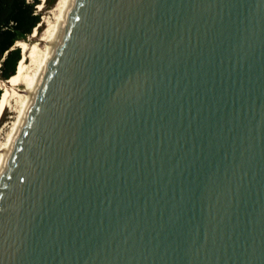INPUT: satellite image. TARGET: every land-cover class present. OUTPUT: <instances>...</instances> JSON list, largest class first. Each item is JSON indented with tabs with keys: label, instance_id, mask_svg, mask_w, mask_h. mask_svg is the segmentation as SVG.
<instances>
[{
	"label": "water",
	"instance_id": "95a60500",
	"mask_svg": "<svg viewBox=\"0 0 264 264\" xmlns=\"http://www.w3.org/2000/svg\"><path fill=\"white\" fill-rule=\"evenodd\" d=\"M0 264H264V0H75Z\"/></svg>",
	"mask_w": 264,
	"mask_h": 264
},
{
	"label": "bare ground",
	"instance_id": "6f19581e",
	"mask_svg": "<svg viewBox=\"0 0 264 264\" xmlns=\"http://www.w3.org/2000/svg\"><path fill=\"white\" fill-rule=\"evenodd\" d=\"M74 1L58 0L53 9L54 21H49L48 17H45L44 21L48 22V27L40 35L38 28L35 27L31 37L33 39L39 36V38L32 43L18 40L16 44L22 50L16 73L7 80L10 85H0L3 89L0 97V118L8 108H12L14 112L8 130L0 139V177L54 55ZM42 6L40 2L38 8L41 9Z\"/></svg>",
	"mask_w": 264,
	"mask_h": 264
},
{
	"label": "trees",
	"instance_id": "16d2710c",
	"mask_svg": "<svg viewBox=\"0 0 264 264\" xmlns=\"http://www.w3.org/2000/svg\"><path fill=\"white\" fill-rule=\"evenodd\" d=\"M40 0H0V75L8 80L16 73L22 50L17 40L32 33L40 22L35 5ZM3 92L0 88V97Z\"/></svg>",
	"mask_w": 264,
	"mask_h": 264
},
{
	"label": "rangeland",
	"instance_id": "374dc122",
	"mask_svg": "<svg viewBox=\"0 0 264 264\" xmlns=\"http://www.w3.org/2000/svg\"><path fill=\"white\" fill-rule=\"evenodd\" d=\"M30 1L32 2V0H30ZM57 1L58 0H40V2H42V4H43L41 9L38 8L39 4L35 5V10L40 15V22L37 26V28H38L37 31H38L39 35L48 27V22L44 21L45 17H48L47 19H49V21H54L55 14H53L54 13L53 9H54ZM34 30H35V28L33 29L32 33H30L29 35H27L25 37L20 38L19 40H25V41H28L29 43H32L34 40L39 38V36H37L36 38L32 39L31 36L34 33ZM17 42H18V40H17ZM17 42L15 43V46L13 48L19 47L18 45H16ZM0 85L1 86H3V85L8 86V85H10V83H8L7 80L5 81V79H3L0 75ZM13 104H14V101H13ZM13 116H14V112H13L12 108H8L3 112L2 117L0 118V139H2L4 137L5 132L8 130V127L11 123V120H13Z\"/></svg>",
	"mask_w": 264,
	"mask_h": 264
}]
</instances>
